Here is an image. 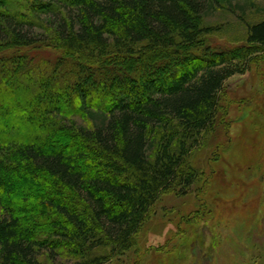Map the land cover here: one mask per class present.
Returning <instances> with one entry per match:
<instances>
[{
  "label": "trees",
  "instance_id": "obj_1",
  "mask_svg": "<svg viewBox=\"0 0 264 264\" xmlns=\"http://www.w3.org/2000/svg\"><path fill=\"white\" fill-rule=\"evenodd\" d=\"M260 1L0 0V264H138L154 206L212 177L196 157L264 55Z\"/></svg>",
  "mask_w": 264,
  "mask_h": 264
},
{
  "label": "rangeland",
  "instance_id": "obj_2",
  "mask_svg": "<svg viewBox=\"0 0 264 264\" xmlns=\"http://www.w3.org/2000/svg\"><path fill=\"white\" fill-rule=\"evenodd\" d=\"M235 15L218 11L210 18L226 26L228 34L219 40L229 45L240 43L243 35ZM247 17L251 22L259 15L249 12ZM223 99L230 130L196 157L210 164L211 179L186 197L160 199L140 232L145 251L138 264H264V55L226 82ZM73 121L87 127L79 118ZM215 145L222 147L216 160ZM191 218L197 222L189 225ZM169 239L179 244L178 251L155 250ZM131 256L125 257L127 264H135Z\"/></svg>",
  "mask_w": 264,
  "mask_h": 264
}]
</instances>
